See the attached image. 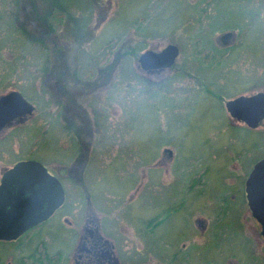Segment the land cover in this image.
Returning <instances> with one entry per match:
<instances>
[{
  "label": "rangeland",
  "instance_id": "374dc122",
  "mask_svg": "<svg viewBox=\"0 0 264 264\" xmlns=\"http://www.w3.org/2000/svg\"><path fill=\"white\" fill-rule=\"evenodd\" d=\"M168 43L172 67H140L142 52ZM11 90L35 110L0 132V177L34 159L66 192L27 233L47 237L44 264L54 249L72 264L73 232L58 221L79 218L87 198L103 231L125 236L130 264H153L150 234L174 253L185 238L180 263L246 264L261 228L244 182L264 156V118L249 128L225 102L264 91V0H0V95ZM12 244L0 242V264L17 263Z\"/></svg>",
  "mask_w": 264,
  "mask_h": 264
},
{
  "label": "water",
  "instance_id": "95a60500",
  "mask_svg": "<svg viewBox=\"0 0 264 264\" xmlns=\"http://www.w3.org/2000/svg\"><path fill=\"white\" fill-rule=\"evenodd\" d=\"M232 32H223L216 42L225 45ZM179 55L176 44L168 43L159 51L147 49L138 57L143 70L158 71L171 67ZM232 118L256 128L264 118V91L238 95L225 102ZM34 105L20 91L0 95V132L15 121L33 114ZM164 151L171 154L169 148ZM244 190L252 216L264 235V156L257 160L245 180ZM63 186L46 166L34 159H21L5 169L0 177V241L16 239L29 228L48 219L64 202Z\"/></svg>",
  "mask_w": 264,
  "mask_h": 264
},
{
  "label": "flooded vegetation",
  "instance_id": "af4514ba",
  "mask_svg": "<svg viewBox=\"0 0 264 264\" xmlns=\"http://www.w3.org/2000/svg\"><path fill=\"white\" fill-rule=\"evenodd\" d=\"M34 110H35V105H34ZM78 115L79 117H81L80 114ZM47 169L51 174L56 176L57 179H59V181L61 180L58 174L52 172L49 168ZM64 193L66 200L65 190ZM244 198H245V204H247L245 193H244ZM65 200L63 204L48 219L29 228L24 233L19 235L16 239L8 240V241H0V242H9L11 244L13 243L12 244L14 246L13 248L17 249L18 255L20 254L17 257L16 264H44L43 262H45V259L50 258L51 254L49 253V251L51 249L47 248V243H48L47 237L44 234H27V233L30 230L49 221L50 219H53V217L58 212V210H60L64 205ZM170 206L171 204L168 205L167 207ZM246 208H249L248 204L246 205ZM75 212L76 209L74 210L72 209L70 214L71 218L64 216L63 221L62 220L58 221V223H60L63 226H66L67 228L71 229V231L73 232V234H71V237L69 238V240H71L70 247L66 251L67 252L66 257L68 258V256H70V258L72 259V264H130V262L126 260L125 236H122L121 234H119L118 236L116 234H106L103 231V228H101L102 226H100L99 217L94 213V210L88 198L86 199V205L83 210V213L80 214L79 218L77 217V214H75ZM155 221L156 220L153 217L150 218L149 221H147V224H149L150 222L152 223L151 226H148L146 224L149 229H152L156 226ZM194 221L197 222L200 226H202V228H206V221L202 223V221L197 218ZM159 235L165 237L164 235L166 234H159ZM159 235L157 236L156 234H150L148 239L141 238L143 241L147 242L146 244H148V246L144 247V250L149 252L152 256H154L153 264H184L182 258H181V263L179 262L178 256H179V252L181 253V249L184 251L186 246L185 242L187 240L185 238H181L180 240H177L176 244L178 246L176 248L179 249L178 252L176 253H174L173 251L168 252L167 250L165 251L159 250V245H158V242L160 241ZM252 235L250 234L251 237H249V239L247 238V240H250V243L248 245V248L246 249L247 252L246 264H262V262H264V251L261 250L262 248L264 249V235L261 234V230L256 231L255 232L256 242L252 239ZM54 253L56 259L54 263L59 264L61 250L54 249ZM184 254L185 253L183 252V255ZM181 255L182 254H180V257ZM232 262L233 264H241L239 263L238 260ZM9 263L12 264L11 261L8 262V264ZM134 263L135 262H133L132 264Z\"/></svg>",
  "mask_w": 264,
  "mask_h": 264
},
{
  "label": "trees",
  "instance_id": "16d2710c",
  "mask_svg": "<svg viewBox=\"0 0 264 264\" xmlns=\"http://www.w3.org/2000/svg\"><path fill=\"white\" fill-rule=\"evenodd\" d=\"M148 226H151L152 225V223L150 222L149 224H147Z\"/></svg>",
  "mask_w": 264,
  "mask_h": 264
}]
</instances>
